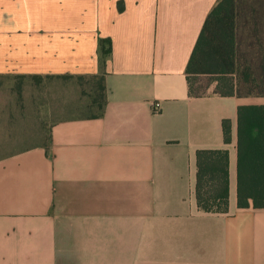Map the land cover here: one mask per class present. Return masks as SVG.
Here are the masks:
<instances>
[{"label": "crops", "instance_id": "crops-1", "mask_svg": "<svg viewBox=\"0 0 264 264\" xmlns=\"http://www.w3.org/2000/svg\"><path fill=\"white\" fill-rule=\"evenodd\" d=\"M218 2L0 0V264H264V208L237 205L238 107L264 93L221 95L206 74L190 93ZM35 75L102 76V115L43 117ZM199 149L228 151L226 213L197 206Z\"/></svg>", "mask_w": 264, "mask_h": 264}, {"label": "trees", "instance_id": "trees-1", "mask_svg": "<svg viewBox=\"0 0 264 264\" xmlns=\"http://www.w3.org/2000/svg\"><path fill=\"white\" fill-rule=\"evenodd\" d=\"M234 0H219L208 14L187 65L190 93L198 74H206L209 82L215 83V92L221 95L264 93V66L258 71L254 61L242 56L236 66L235 36L226 22L232 12ZM219 49V50H218ZM107 53L108 49H102ZM218 51L220 55L218 54ZM236 66V67H235ZM260 77H256V75ZM37 80L41 76H33ZM51 77V76H48ZM71 78L73 76H59ZM82 78L81 76H79ZM100 80L102 100L99 111L91 116H100L104 111L102 76ZM264 105H241L238 107V182L237 205L239 207L264 208V163L255 150L257 141L253 130L260 128V116ZM224 141L229 142L228 121L223 120ZM228 151L226 149H199L196 151L195 198L197 206L213 213L228 211Z\"/></svg>", "mask_w": 264, "mask_h": 264}, {"label": "rangeland", "instance_id": "rangeland-1", "mask_svg": "<svg viewBox=\"0 0 264 264\" xmlns=\"http://www.w3.org/2000/svg\"><path fill=\"white\" fill-rule=\"evenodd\" d=\"M226 22L235 36L236 66L240 57L245 55L254 61L260 72V66H264V0H234L232 12ZM218 54L220 55L219 51ZM43 79L40 88L43 117L55 103L59 109L73 115H91L99 111L102 95L98 78ZM40 138L43 142L48 138V125L44 120Z\"/></svg>", "mask_w": 264, "mask_h": 264}, {"label": "built area", "instance_id": "built-area-1", "mask_svg": "<svg viewBox=\"0 0 264 264\" xmlns=\"http://www.w3.org/2000/svg\"><path fill=\"white\" fill-rule=\"evenodd\" d=\"M157 106H158V105L156 104V105L154 106V108L157 109V108H158Z\"/></svg>", "mask_w": 264, "mask_h": 264}]
</instances>
